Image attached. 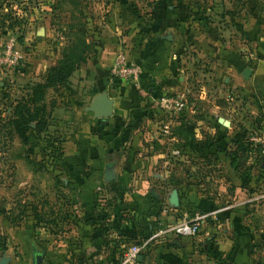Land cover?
<instances>
[{
	"label": "crops",
	"instance_id": "0c3cea01",
	"mask_svg": "<svg viewBox=\"0 0 264 264\" xmlns=\"http://www.w3.org/2000/svg\"><path fill=\"white\" fill-rule=\"evenodd\" d=\"M124 19L122 25L90 32L91 54L70 77L78 93H64L75 99L65 101L67 110L60 120L66 126L61 134L60 172L69 181L70 211L80 216L77 225L68 220L66 232L50 234L24 219L12 224L0 207V234L6 239L0 264H33L37 253L43 254L39 264H79V258L83 264H112L122 248L160 226L197 214L205 217L195 235L168 233L154 239L141 255V264H262L264 153H257L249 143L246 157L252 164L236 167L225 150H235L232 137L240 128H247L248 134L250 128L264 134V41L242 56L223 50L217 54L210 46L206 55L222 64L214 69L228 84L224 96L206 93L200 84L194 105L170 119L157 107L159 92L175 91L189 78L177 72L183 65L176 63L179 45L167 30L166 13L160 21L155 12L141 20L133 14ZM44 30L45 26L38 27V39L44 38ZM120 51L142 65L137 86L110 79V65ZM37 58L36 70L45 71L58 56L48 58L42 52ZM25 64L7 73L23 74ZM246 67L251 69L248 78L242 75ZM101 93L113 100L106 122L88 109ZM61 108L56 107V112ZM247 112L253 115L249 121L243 114ZM239 114L243 120L236 124ZM220 117L227 126L218 122ZM169 121L175 133H166ZM222 135L227 138L225 145ZM220 160H227L234 187L208 185V165L214 169ZM243 172L249 173L247 181ZM227 191L224 201L222 194Z\"/></svg>",
	"mask_w": 264,
	"mask_h": 264
},
{
	"label": "rangeland",
	"instance_id": "374dc122",
	"mask_svg": "<svg viewBox=\"0 0 264 264\" xmlns=\"http://www.w3.org/2000/svg\"><path fill=\"white\" fill-rule=\"evenodd\" d=\"M162 1L167 16L166 23L170 26L167 30L180 46H177L176 63L178 61L183 68L177 72L189 78L188 84H180L175 90L186 93L185 109L196 102L200 84L205 85L206 93L224 96L228 84L223 82L220 74L216 75L220 70L218 72L214 69H221L222 64L215 62L214 57L206 55V52L210 50V46L217 54L222 53V50L235 52L239 56L253 52L257 42L264 41V0H0V46L13 39L24 54L22 64L26 62L23 74L17 70L15 73L4 71V74H0V118L7 117L13 111L14 105L28 91L29 86L43 81L46 70H36L39 53L45 52L48 58L58 56L57 62L64 53L67 54L68 44H75L78 53L83 48L84 40L92 44L90 32L99 28L102 30L105 25H122L125 15L133 14L134 19L137 16V20L148 17ZM9 16L17 20L16 27L9 26ZM41 26H45L42 40L36 36L38 27ZM201 53L205 55L202 56ZM75 55L77 54H69L77 58ZM174 80L177 81L176 78ZM68 87H61L57 93L50 88L46 90V128L41 133L29 130L26 145L17 135H4L0 132V207L4 208V215L18 216L21 222L24 219L26 223L31 222L32 226L35 222L32 206L39 208L45 199L52 208L62 206L61 204L64 207L71 198L69 181L60 172L61 157L57 150L61 147V134L66 131V126L60 122L67 110L65 101L68 102L69 99L70 103L75 99L73 95L66 96L64 93H78V89L71 87L70 79ZM163 94H166V90L160 91L159 97ZM51 100L55 101L52 108L49 106ZM40 104L41 101L32 107L35 109ZM56 107L62 108L56 112ZM243 114L248 121L253 118L248 112ZM235 120L239 122L236 124H241V114ZM34 124L31 123V126ZM252 129L249 130L248 141L253 144L250 140ZM254 147L261 154L259 147ZM225 155L228 156L226 153ZM247 159L248 157L245 161L241 160V166L252 164L251 158ZM226 161L216 162L218 165L215 163L214 169L208 165L212 179L208 185L210 182L211 185L219 182L224 187H234L235 177L228 170ZM228 192L222 194L225 196L224 201L228 199ZM19 211H24L20 213L22 217H19ZM70 212L68 220H73L77 225L76 220L80 218L78 212L74 209ZM67 221L62 224L61 234L68 230Z\"/></svg>",
	"mask_w": 264,
	"mask_h": 264
},
{
	"label": "trees",
	"instance_id": "16d2710c",
	"mask_svg": "<svg viewBox=\"0 0 264 264\" xmlns=\"http://www.w3.org/2000/svg\"><path fill=\"white\" fill-rule=\"evenodd\" d=\"M164 9L165 7L163 6V1L160 2L155 7L154 12L156 13L157 19L159 21L162 20V18L165 15ZM8 14L11 15V12L8 11ZM9 17L11 19V16ZM9 26L11 28L16 27L17 20L15 18H12ZM68 45L66 46L68 48V49L66 48L67 54L64 53L61 59H59L54 65H51L46 69L45 75L43 76L44 77L43 81L36 82L33 85L29 86L28 91L25 94H23L14 105L13 111L7 117L0 118V121H2V123L0 124L1 134L17 135L21 139V142L24 145H26L28 142L27 133L29 130H33L35 133H41L42 131L45 130L47 125L45 114H46V107L48 105L47 102H45L46 90L50 88L54 93H57L61 87L68 89L69 79L72 73L78 67V65L80 63L85 62L89 57V55L91 54L92 44L90 42H87L86 40L83 41V48L79 50L78 53L76 52L78 48L75 47V44L70 43ZM74 53L77 54L75 55V57L77 56V58H74V56H69V54L73 55ZM139 82L141 83V78ZM39 101H41V104L34 109L32 105H35ZM54 104L55 101L51 100L49 106L51 107ZM31 123H35L33 127L31 126ZM172 132L175 133V129H172ZM232 138L236 144L235 150L233 151L225 150V151L226 154H228L229 157L232 158L231 163L233 165H236V167H238L239 165L241 166L240 164L241 160L245 161L246 154L249 151L248 129L240 128ZM220 139H223L222 141L224 145L227 143L226 142L227 138H224V135L220 136ZM209 145H212V142H210ZM57 150L60 151L59 155L61 157V147L60 149L58 148ZM30 163H32L31 160ZM237 163H239L238 166ZM243 173L244 176L242 175V177L244 178L245 181H247L249 177V173L247 172H243ZM57 179L58 181H60L59 178ZM61 205L62 206H59L57 208H52L51 206H49V202L44 199L41 202L39 208L36 206H32L31 210L33 212L34 221H35L34 227L41 226L45 230H47V232L50 234H57L62 232V224L68 220L71 214L70 212V207L72 205L71 198L67 201V203L64 204L65 205L64 207L63 204ZM20 213H24V211L21 212L19 211L18 215L19 217H22L23 215H20ZM4 216L12 224L18 225L17 223L20 222V218L18 219V216H14V217L7 215ZM134 243H136V241ZM5 248H6L5 236L0 234V249L4 250ZM124 249L125 248L121 249V254L119 258L113 260L112 264L119 263ZM78 260L80 262L79 264H83L82 261L84 260L82 258H79ZM262 264H264V262Z\"/></svg>",
	"mask_w": 264,
	"mask_h": 264
},
{
	"label": "built area",
	"instance_id": "2783aa9c",
	"mask_svg": "<svg viewBox=\"0 0 264 264\" xmlns=\"http://www.w3.org/2000/svg\"><path fill=\"white\" fill-rule=\"evenodd\" d=\"M24 54L16 46L13 39L8 40L2 47L0 46V73L9 71L22 64ZM110 79L119 81L123 84L137 86L143 74L142 65L130 59L125 51L118 52L110 65ZM157 107L172 119L181 114L187 104L186 93L183 91H172L163 94L157 98ZM166 133L172 132L171 122L164 126ZM250 140L254 146L264 153V134L260 131L253 130ZM205 217L203 214H197L192 218L182 219L172 225L160 226L153 231L147 238L139 242L131 243L122 252L118 264H141L139 256L148 248L150 242L154 239L164 236L168 233H174L182 236H193L197 233L201 220Z\"/></svg>",
	"mask_w": 264,
	"mask_h": 264
},
{
	"label": "water",
	"instance_id": "95a60500",
	"mask_svg": "<svg viewBox=\"0 0 264 264\" xmlns=\"http://www.w3.org/2000/svg\"><path fill=\"white\" fill-rule=\"evenodd\" d=\"M168 39H171V36L167 37ZM251 74V69L249 67L244 68L242 75L244 78H248ZM113 100L112 98L108 97L106 93H101L96 96L95 100L91 103L89 106V110L93 111L96 118L102 119V121L106 122L107 119L112 115L113 107H112ZM218 122L223 124L224 126L228 125V122L225 121L224 118L220 117L218 119ZM43 254L37 253L33 257V264H39L42 260ZM139 259H141V256H139Z\"/></svg>",
	"mask_w": 264,
	"mask_h": 264
}]
</instances>
